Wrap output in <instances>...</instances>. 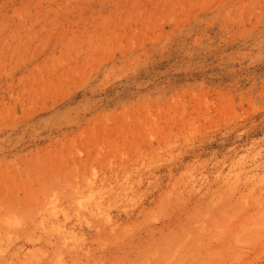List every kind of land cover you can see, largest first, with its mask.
Listing matches in <instances>:
<instances>
[{"label":"rangeland","instance_id":"374dc122","mask_svg":"<svg viewBox=\"0 0 264 264\" xmlns=\"http://www.w3.org/2000/svg\"><path fill=\"white\" fill-rule=\"evenodd\" d=\"M0 264H264V0H0Z\"/></svg>","mask_w":264,"mask_h":264}]
</instances>
